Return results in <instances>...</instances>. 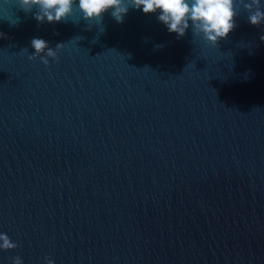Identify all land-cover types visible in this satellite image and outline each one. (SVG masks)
I'll return each instance as SVG.
<instances>
[{
    "label": "water",
    "instance_id": "1",
    "mask_svg": "<svg viewBox=\"0 0 264 264\" xmlns=\"http://www.w3.org/2000/svg\"><path fill=\"white\" fill-rule=\"evenodd\" d=\"M81 15L0 0V264H264V24Z\"/></svg>",
    "mask_w": 264,
    "mask_h": 264
},
{
    "label": "clouds",
    "instance_id": "2",
    "mask_svg": "<svg viewBox=\"0 0 264 264\" xmlns=\"http://www.w3.org/2000/svg\"><path fill=\"white\" fill-rule=\"evenodd\" d=\"M17 4L19 10L26 14L32 13L39 23L66 21L73 14L74 7L82 14L81 19L84 21L95 19L100 23L104 14L109 12L117 23H122L129 8L142 10L145 14L158 13L157 20L166 26L169 33H175L177 38L183 37L191 28L193 35L201 36L214 47L236 27L240 5L247 11V21L252 26L264 24L262 0H17ZM34 8L36 10L33 12ZM18 20L17 17L15 23ZM259 39L264 41V35ZM30 45L34 51L28 58L31 60L38 57L45 65L49 63L48 57L57 59V51L64 47V43L49 47L48 42L42 38H33ZM17 247L18 244L6 233L0 232V250ZM44 260L45 264H54L51 258L45 257ZM11 261L12 264H23L19 255L11 257Z\"/></svg>",
    "mask_w": 264,
    "mask_h": 264
}]
</instances>
